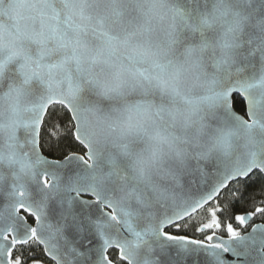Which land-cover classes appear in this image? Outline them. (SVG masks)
I'll return each instance as SVG.
<instances>
[{
    "label": "snow or ice",
    "instance_id": "obj_1",
    "mask_svg": "<svg viewBox=\"0 0 264 264\" xmlns=\"http://www.w3.org/2000/svg\"><path fill=\"white\" fill-rule=\"evenodd\" d=\"M0 264H264V0H0Z\"/></svg>",
    "mask_w": 264,
    "mask_h": 264
},
{
    "label": "trees",
    "instance_id": "obj_2",
    "mask_svg": "<svg viewBox=\"0 0 264 264\" xmlns=\"http://www.w3.org/2000/svg\"><path fill=\"white\" fill-rule=\"evenodd\" d=\"M45 151H51L53 157H59L62 152L67 151H78L77 148L73 147V145L70 143L69 140L66 138H51L48 141V147H46ZM258 197L259 195V188L257 187L255 192L253 193ZM250 209V201L248 199H245L244 201H241L237 204H235L232 207L233 212H243L245 210ZM184 234H193V229L191 226H189L187 229L184 230ZM197 238H199L198 234H195Z\"/></svg>",
    "mask_w": 264,
    "mask_h": 264
},
{
    "label": "rangeland",
    "instance_id": "obj_3",
    "mask_svg": "<svg viewBox=\"0 0 264 264\" xmlns=\"http://www.w3.org/2000/svg\"><path fill=\"white\" fill-rule=\"evenodd\" d=\"M199 235V234H198Z\"/></svg>",
    "mask_w": 264,
    "mask_h": 264
}]
</instances>
